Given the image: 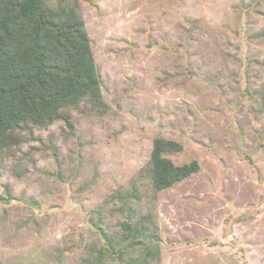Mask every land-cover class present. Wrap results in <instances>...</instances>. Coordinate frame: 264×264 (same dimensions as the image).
<instances>
[{"label":"rangeland","instance_id":"1","mask_svg":"<svg viewBox=\"0 0 264 264\" xmlns=\"http://www.w3.org/2000/svg\"><path fill=\"white\" fill-rule=\"evenodd\" d=\"M73 1L104 105L0 156V264H264V0ZM158 137L200 169L157 192ZM132 189L135 244L117 197ZM112 236L123 255L99 253Z\"/></svg>","mask_w":264,"mask_h":264},{"label":"trees","instance_id":"2","mask_svg":"<svg viewBox=\"0 0 264 264\" xmlns=\"http://www.w3.org/2000/svg\"><path fill=\"white\" fill-rule=\"evenodd\" d=\"M56 1L0 0V156L13 154L25 130L58 120L72 129L69 109L85 101L104 105L101 77L79 3ZM262 104L264 110V94ZM182 149L174 140H154L147 170L155 191L170 188L200 169L197 160L178 165L164 156V152ZM117 197L125 203L121 209L126 210L123 225L128 236L133 244L142 243L146 218L135 223L129 220L133 217L131 201L138 200L140 192L119 190ZM112 238L105 239L107 244L99 253L123 255Z\"/></svg>","mask_w":264,"mask_h":264}]
</instances>
